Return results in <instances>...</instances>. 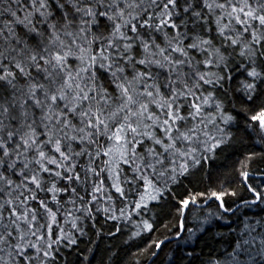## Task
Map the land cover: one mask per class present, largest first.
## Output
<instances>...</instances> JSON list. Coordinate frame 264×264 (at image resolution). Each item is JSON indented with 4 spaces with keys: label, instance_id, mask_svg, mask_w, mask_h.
<instances>
[{
    "label": "snow or ice",
    "instance_id": "6c2138e0",
    "mask_svg": "<svg viewBox=\"0 0 264 264\" xmlns=\"http://www.w3.org/2000/svg\"><path fill=\"white\" fill-rule=\"evenodd\" d=\"M0 264H264V0H0Z\"/></svg>",
    "mask_w": 264,
    "mask_h": 264
},
{
    "label": "trees",
    "instance_id": "16d2710c",
    "mask_svg": "<svg viewBox=\"0 0 264 264\" xmlns=\"http://www.w3.org/2000/svg\"><path fill=\"white\" fill-rule=\"evenodd\" d=\"M257 149H259V146H257ZM205 187H206V183H205V184H200V185H198V186L195 188V191H204V190H205ZM215 208H216L215 203H213V202H209L208 210H209V211H214ZM253 211H258V209H254ZM220 225H221V226H220L219 228H214V229H213V232H222V233H225V234H226V233L228 232V228H227L226 226L223 225V222H220ZM219 238H220V237L217 236V239H219ZM204 239H205V240H209L210 242L213 243V246H216L215 243H214V241H211V234H210L209 236H206ZM98 243L101 244V248L103 249V248L108 247L109 245H112V244H117V245H118V244L120 243V240H115V241H113V240H111V239L105 238V239L103 240V242H99V241H98ZM201 246H202V244H201ZM70 259H71V258H70Z\"/></svg>",
    "mask_w": 264,
    "mask_h": 264
},
{
    "label": "water",
    "instance_id": "95a60500",
    "mask_svg": "<svg viewBox=\"0 0 264 264\" xmlns=\"http://www.w3.org/2000/svg\"><path fill=\"white\" fill-rule=\"evenodd\" d=\"M211 202V201H210Z\"/></svg>",
    "mask_w": 264,
    "mask_h": 264
}]
</instances>
